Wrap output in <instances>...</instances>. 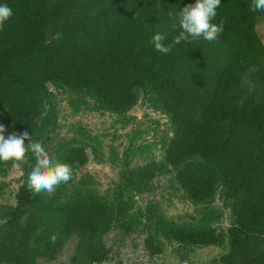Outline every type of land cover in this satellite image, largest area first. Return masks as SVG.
<instances>
[{"label":"trees","instance_id":"16d2710c","mask_svg":"<svg viewBox=\"0 0 264 264\" xmlns=\"http://www.w3.org/2000/svg\"><path fill=\"white\" fill-rule=\"evenodd\" d=\"M251 3L221 0L212 20L225 21L217 40L181 42L165 55L155 50L153 35L166 34L164 43H172L179 11L195 0H0L13 12L0 28V123L8 131H33L50 83L117 114L141 96L152 100L172 122L164 161L181 189L204 204L221 188L231 209L229 250L212 264H264V12H253ZM88 158L75 146L59 162L77 176ZM26 159L29 172L35 157ZM11 165L0 162V173ZM152 176L150 170L130 175L113 202L92 190L62 201L65 190L54 199L29 191L25 181L15 206L2 214L0 264L55 259L72 237L69 264L106 262L105 236L114 227L131 232L130 190ZM171 237L210 246L223 243L225 234L210 226L176 227ZM144 247L152 257L163 253L151 229Z\"/></svg>","mask_w":264,"mask_h":264},{"label":"rangeland","instance_id":"374dc122","mask_svg":"<svg viewBox=\"0 0 264 264\" xmlns=\"http://www.w3.org/2000/svg\"><path fill=\"white\" fill-rule=\"evenodd\" d=\"M259 29L264 34V28ZM48 87L42 113L29 133L42 139L53 163L59 162L63 151L75 146L83 147L89 157L88 163L77 171L76 185L65 187L62 183L54 192H45L48 197L55 199L59 190H65L62 201H67L77 192L92 190L113 202L130 175L136 177L146 170L153 173L149 180L138 181L130 190L134 198L131 232L114 227L105 236L110 258L102 264H212L228 252L231 209L223 199L222 189L211 201L194 203L177 183L175 170L164 161L173 135L172 122L164 110L141 96L134 107L117 114L87 94L60 84L50 83ZM11 132L15 131L6 130L5 137ZM27 143L26 140V147ZM30 153L29 149L26 157ZM29 172L19 162L0 173V222L4 219L2 214L15 206L16 193ZM204 226L225 234L223 243L195 246L171 237L173 228ZM150 229L163 247V253L153 257L144 247ZM75 247L76 238L72 237L55 259L42 257L37 264H69Z\"/></svg>","mask_w":264,"mask_h":264},{"label":"clouds","instance_id":"9594fccd","mask_svg":"<svg viewBox=\"0 0 264 264\" xmlns=\"http://www.w3.org/2000/svg\"><path fill=\"white\" fill-rule=\"evenodd\" d=\"M221 0H195L194 5H186L179 11V34L173 37L172 43L165 44L166 34L157 32L153 35L151 43L157 52L168 54L172 48L181 42L203 38L205 41L213 42L218 39L224 29L225 21L212 23L217 15ZM250 9L253 12H264V0H252ZM13 15L12 9L7 4L0 5V28ZM6 128L0 124V162H12L16 167L19 162L27 164L26 152L30 151L35 157V164H31L28 173L27 189L41 194L52 193L60 184L69 181L78 182L79 177L73 172L70 165L66 163H53L48 152L43 146L42 139H36L29 131L22 133L11 132L5 137ZM28 141L27 147L25 141ZM59 234L54 233L49 237L51 244H56Z\"/></svg>","mask_w":264,"mask_h":264}]
</instances>
